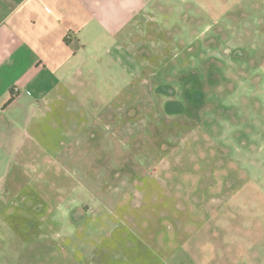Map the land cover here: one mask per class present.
Segmentation results:
<instances>
[{
  "label": "rangeland",
  "instance_id": "obj_1",
  "mask_svg": "<svg viewBox=\"0 0 264 264\" xmlns=\"http://www.w3.org/2000/svg\"><path fill=\"white\" fill-rule=\"evenodd\" d=\"M146 13L30 129L51 161L5 186L0 264H264V0Z\"/></svg>",
  "mask_w": 264,
  "mask_h": 264
},
{
  "label": "crops",
  "instance_id": "obj_2",
  "mask_svg": "<svg viewBox=\"0 0 264 264\" xmlns=\"http://www.w3.org/2000/svg\"><path fill=\"white\" fill-rule=\"evenodd\" d=\"M150 1L0 0V216L14 173L47 174L49 147L30 129L50 128L51 120L67 128L68 102L91 82L84 69L101 39L130 37ZM7 239L0 230V245Z\"/></svg>",
  "mask_w": 264,
  "mask_h": 264
}]
</instances>
